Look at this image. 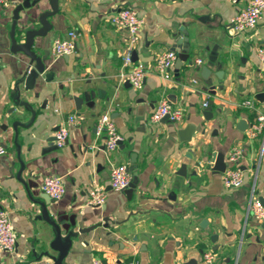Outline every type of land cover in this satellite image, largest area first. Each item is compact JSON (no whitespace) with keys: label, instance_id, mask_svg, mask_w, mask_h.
Returning <instances> with one entry per match:
<instances>
[{"label":"crops","instance_id":"1","mask_svg":"<svg viewBox=\"0 0 264 264\" xmlns=\"http://www.w3.org/2000/svg\"><path fill=\"white\" fill-rule=\"evenodd\" d=\"M249 1L63 0L55 27L38 51L49 53L47 72L55 77L48 83L41 76L28 92L31 62L10 52L13 11L23 0L0 5V144L7 149L0 157V207L9 211L18 234L17 250L0 254V264H37L34 252L58 257L50 249L55 229L38 219L43 206L63 237L74 234L63 264H92L98 258L105 264H206L209 252L213 264H264V221L249 209L252 199L264 202V131L250 136L264 115V63L257 55L258 47H264V14L256 29L230 36L233 18ZM42 6L22 14L19 24L50 11L47 0ZM128 6L145 22L131 53L133 65L148 69L139 91L122 78L133 67H125L128 35L111 23ZM182 29L191 60L179 73L176 62L166 80L156 60L173 51L184 37ZM73 31L76 52L54 58L55 40ZM163 98L185 113L183 122L151 121ZM247 100L254 109L239 107ZM75 113L85 121L71 126L68 143L57 149L51 139ZM104 114L113 118L123 138L112 153L106 151L107 135L96 133ZM242 122L246 131L240 130ZM189 124L196 133L183 143L178 131ZM234 147L244 150L239 163L244 183L230 190L223 186V174L209 166L213 153L225 155L227 165ZM120 164L134 167L132 182L138 178L131 199L110 187L111 169ZM183 166L186 177L179 175ZM47 176L63 178L67 191L61 200L42 190ZM96 187L106 191L107 201L93 208L87 201Z\"/></svg>","mask_w":264,"mask_h":264},{"label":"built area","instance_id":"2","mask_svg":"<svg viewBox=\"0 0 264 264\" xmlns=\"http://www.w3.org/2000/svg\"><path fill=\"white\" fill-rule=\"evenodd\" d=\"M234 5H237L243 0H229ZM11 0H0V5L8 7ZM264 14V0H250L247 7L241 9L239 13L233 18L231 23L230 36L237 37L248 30H254L257 28L259 22ZM111 23L121 31L127 33L128 38V50L125 59V67L133 65L132 51L135 46L141 41V32L145 25V22L139 16L137 10L133 7H126L120 9L116 14L111 17ZM77 33L75 31L69 32L65 39H56L52 54L54 58L69 57L72 56L77 50ZM257 55L260 61L264 63V47L260 46L257 50ZM178 55L174 51H167L164 54H160L156 60V70L161 77L169 79L170 69L178 61ZM198 64H203V61L199 60ZM148 75V69L145 64L137 63L133 65L129 74L123 75L122 78H126L131 84L133 90H142ZM208 102L204 103V107H208ZM240 108L252 110L254 109V102L251 100L243 101L239 105ZM168 118L172 123H181L185 119V113L173 107L168 98H163L159 101L158 106L152 112L151 121L153 123H160ZM85 121V117L79 114L71 115L66 123L61 125L56 135L55 146L56 148H63L66 146L69 140V129L71 126L81 124ZM264 131V115L258 117L256 124L252 125L250 129V136L255 138ZM98 135L106 134V151L112 153L116 150L123 140L120 133H118L116 124L109 114H104L99 120L97 126ZM6 147L0 144V157L6 154ZM244 150L239 147H234L227 155V169L223 174V186L227 189H239L243 187L244 183V171L239 167L240 160L243 158ZM133 175L129 170L128 165L120 164L114 165L110 174V187L116 192H125L132 183ZM42 190L54 201L61 200L66 195L65 184L63 178L60 176H47L43 180ZM107 193L104 189L96 187L92 189L89 194L87 205L89 207H101L106 204ZM250 212L254 218L258 221H264V202L259 199H252L250 202ZM18 234L14 228L9 211L0 207V254L9 252L14 253L17 250ZM204 261L206 264L214 263V255L208 253L204 255ZM92 264H105L101 259H94ZM129 264H139L138 262H131Z\"/></svg>","mask_w":264,"mask_h":264},{"label":"water","instance_id":"3","mask_svg":"<svg viewBox=\"0 0 264 264\" xmlns=\"http://www.w3.org/2000/svg\"><path fill=\"white\" fill-rule=\"evenodd\" d=\"M45 0H23L21 4L17 5V8L13 11L12 17V30L10 35V41L12 47L10 52L13 55H18V53H22L26 56L31 62V68L28 70L26 74V85L25 91L34 90L38 79L41 76H44V80L48 83L52 82L55 77V72L49 71L47 72L48 65L50 63L49 53L47 51H43L44 54H40L38 51L43 48L44 40L47 35L54 29L55 24L54 18L57 17L60 13L59 2L63 0H47V4L50 6V11H42L35 19L27 18V20L22 24H19V21L22 20V14L25 12H29L31 10L42 8V4ZM36 25L40 27L37 28ZM183 33L182 40H179L177 44L174 46L173 51L176 52L179 49L181 52L178 55V61L176 63L175 69L177 73H179L181 67L185 62H189L191 59L189 57L188 51L190 50V42L187 37V31L182 29ZM39 40H41L39 42ZM133 57L136 58V53H133ZM17 101H21L20 97L17 98ZM83 100L81 98L76 99L77 109H81V104ZM27 107L28 104H26ZM208 112L211 111V108H208ZM168 121V118L165 119ZM243 127H240V130L246 131L247 124L246 122H242ZM18 123L14 125L15 130L17 131ZM179 138L183 143L190 142L194 134L196 133V128L189 124L185 129L179 130ZM56 137L51 139L52 143H55ZM212 164H210L209 168H211L216 174H224L227 165L225 162V155L213 153L212 154ZM131 172L134 171V167L130 169ZM187 168L183 166L179 175L186 177ZM138 184V178L135 177L133 182L130 184L129 188L124 192L129 199L132 198L133 193ZM43 213L38 217L39 220H45L49 225H51L55 229L56 238L50 244V249L56 253H58V257H54L50 251H44L42 254H37L34 252L33 259L37 264H48L46 261H43V258L49 259L52 261V264H63L64 260L68 257L71 249H72V239L74 238L73 232H70L68 236L63 237V231L60 226L52 221L49 217V212L46 207L43 206Z\"/></svg>","mask_w":264,"mask_h":264}]
</instances>
